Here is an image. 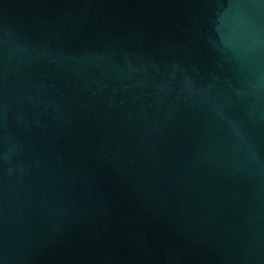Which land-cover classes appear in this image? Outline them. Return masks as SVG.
<instances>
[{"label":"water","instance_id":"obj_1","mask_svg":"<svg viewBox=\"0 0 264 264\" xmlns=\"http://www.w3.org/2000/svg\"><path fill=\"white\" fill-rule=\"evenodd\" d=\"M0 264H264V0H0Z\"/></svg>","mask_w":264,"mask_h":264}]
</instances>
